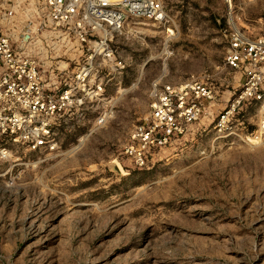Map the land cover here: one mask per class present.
Masks as SVG:
<instances>
[{"label":"rangeland","instance_id":"obj_1","mask_svg":"<svg viewBox=\"0 0 264 264\" xmlns=\"http://www.w3.org/2000/svg\"><path fill=\"white\" fill-rule=\"evenodd\" d=\"M161 1L164 25L107 30L113 58L44 25L42 0L7 1L2 29L65 99L37 142L0 140V264H264L262 111L245 99L217 119L245 82L225 64L231 36L264 33V0ZM190 81L212 105L135 162L155 91Z\"/></svg>","mask_w":264,"mask_h":264},{"label":"built area","instance_id":"obj_2","mask_svg":"<svg viewBox=\"0 0 264 264\" xmlns=\"http://www.w3.org/2000/svg\"><path fill=\"white\" fill-rule=\"evenodd\" d=\"M7 1L0 0V140L37 142L47 118L60 112L65 98L43 83L38 60L26 47L15 45L12 31L2 29L12 13H6ZM42 11L44 25L66 28L67 34L71 31L90 49L112 58L102 41L107 30L122 29L128 17L157 25H164L168 17L161 0H42ZM68 24L72 26H65ZM167 33L170 35L171 30ZM87 35L98 40L86 41ZM225 64L242 71L245 82L229 106L219 112L218 125L227 124L241 101L253 99L259 103L263 115L260 125L264 127V33L254 39L232 35ZM213 100V89L196 81L167 84L155 91L148 120L135 125L131 132L137 144L132 150L135 162L142 164L149 148L165 145L185 133Z\"/></svg>","mask_w":264,"mask_h":264},{"label":"bare ground","instance_id":"obj_3","mask_svg":"<svg viewBox=\"0 0 264 264\" xmlns=\"http://www.w3.org/2000/svg\"><path fill=\"white\" fill-rule=\"evenodd\" d=\"M115 166H117V168H120V165L118 163L115 164ZM122 171V170H121Z\"/></svg>","mask_w":264,"mask_h":264}]
</instances>
